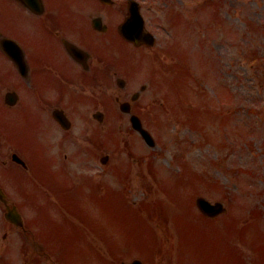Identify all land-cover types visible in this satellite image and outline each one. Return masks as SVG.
Instances as JSON below:
<instances>
[{
    "label": "rangeland",
    "instance_id": "1",
    "mask_svg": "<svg viewBox=\"0 0 264 264\" xmlns=\"http://www.w3.org/2000/svg\"><path fill=\"white\" fill-rule=\"evenodd\" d=\"M258 4L256 5L254 0H249L248 7L257 12H264L262 3L259 1ZM260 15L263 16L262 19L264 20V13ZM199 17L201 16L199 15ZM191 23L195 22L191 20ZM238 26L243 27L241 24ZM203 28L204 25L195 28L194 35L190 38L183 36L182 49H187L188 46H191L201 36L198 33ZM166 36V42H169L170 47H172L173 37L168 34ZM260 37L257 36V44ZM249 38L250 36L247 32L244 40L241 41L244 48L246 47L245 41ZM181 58H183V61L186 57L181 55ZM161 61L164 62L162 63L163 69L165 66L173 65L174 63L170 56L166 58L161 57ZM228 62L229 59L225 58L223 65L227 70L229 69ZM185 63L187 64V62ZM238 75H241L243 79L242 83L244 87L239 88V95L243 97L245 105L241 107V111L236 118H239L242 122L243 130L237 137H235L234 133L228 134V140L234 145V148H231L229 151L225 149L219 152L213 150L207 151L205 150L208 148L206 141L210 143L214 141L220 142V129L223 130L227 127L226 125L234 127L235 118L225 109L207 110L200 108L195 111L193 116V126L196 129L194 133L190 132L188 128L180 126V122L175 115L177 109L181 106L180 104L176 105L179 93L175 90L176 86L170 83L173 78V75L171 76L170 74L165 76L166 79L162 84L161 91L151 93L147 90L148 92L145 95L148 101H144V106L147 104L144 117L148 120V127L153 130L157 143L156 149H150L145 146V152H142L143 143L140 139L136 145L133 135L130 133L126 134L125 131H122L124 138L120 137L121 144L113 148L118 141V135L121 136V132L118 135L116 132L115 135L117 137L114 144H111V133H101L100 137H98L99 146L111 147L112 160L129 161L130 167L126 171L129 178L144 182V199L148 200L147 202L150 205L152 203L149 200L161 201L167 205L170 204V206L159 204L158 212L154 215L161 217L165 209L169 214H175L176 218L180 220L178 226L182 232L174 227L173 221L163 224L158 218L152 217L153 226H147L148 235L145 239V224L140 223L139 220L133 224L134 218L131 217L129 220L130 212L125 213L122 217L118 215L112 216L111 212H107L105 215H98L97 205L92 199L87 197L86 210L89 211L91 218H96L97 227L92 225L87 226L79 237L73 236L72 233H67V243L73 244L71 246L72 249L80 247L87 251L85 254H72L69 258L70 264H91L92 261L102 259L101 255L92 252L91 247L88 249L75 244H111V240L116 244L119 237L124 242L131 239V245L138 247L135 252H139L140 254L144 253L145 248L148 247L147 244H165L164 251H159V253H163L160 255L163 260L157 261V264H220L221 244L224 241L232 243L234 235L242 239H244V235L251 241L256 239V234H251L248 230L240 232L237 229H232L231 225H228V232L226 233H223L224 229L209 225H207L208 229H204V223L197 219V215L194 216L195 218H189L191 222L189 226L188 221L185 220L186 216L182 217V219L178 217L180 214H188L189 203L185 204V199L189 198L192 187H195L196 193L199 192L201 195H208L212 198L217 197L216 191L204 189V185H198L197 188V181H201L202 183L206 180V176L214 180L218 177L217 180L222 186H225L224 189L226 190L225 193L221 194L222 196L231 198L232 194L235 195V192L239 191V189L234 185H238L240 188L246 187L245 190L247 192H243L244 190H242L240 191V195L245 193L251 194L252 201L264 214V126L260 123L258 115L248 111V107L252 106V101L254 103L261 102L264 90H260L258 85L255 86L251 81L246 80V77L249 76L246 70L240 69ZM1 78L3 77L0 75ZM3 91L4 89H0V96ZM187 95L188 89L185 88L182 96L187 99ZM246 97L249 100L246 101ZM185 106H188L186 100ZM106 125L104 123L105 127ZM187 125L189 128L192 125L190 118ZM7 127L14 131L12 121H7ZM100 129H102V126ZM31 136L35 140V135ZM193 138L197 139L198 143L191 145L190 143ZM128 139L130 140V149ZM9 145L10 142L5 137L1 147L7 150L10 149L7 147ZM136 146L138 148V157H134L135 154H132L134 150L136 151ZM79 150L85 152L87 150L86 144L79 147ZM126 150H128V153ZM9 152L3 153L5 156H2V158L10 157L11 152ZM55 152L56 149L43 146L37 152H34V154L42 156L44 159H49ZM172 165L173 167H170ZM239 170H243V172H238ZM114 172L121 175L124 174L126 181L129 182L123 166L115 167ZM24 185L25 190L30 191V179L25 180ZM134 195L131 201L133 200V203L139 206L140 202L144 200H138V196ZM147 218H149V215H147ZM25 219L27 221L28 217H25ZM153 230L159 236L158 238L149 235V232ZM42 233L43 231L41 230ZM5 234H7L6 238H4ZM25 237L20 231L10 226L0 212V247L8 245L12 248V256L21 257L22 250L20 244H26L24 242ZM215 238L218 239L219 244H216ZM101 240L103 241L102 243H100ZM114 244H111V249L115 251ZM230 250L234 253V244H230ZM154 251L155 248L153 247L152 249H148L150 255H153ZM168 252L169 258L172 260L164 258V255ZM227 259L226 257L224 264H237L234 258H231L229 261Z\"/></svg>",
    "mask_w": 264,
    "mask_h": 264
},
{
    "label": "flooded vegetation",
    "instance_id": "2",
    "mask_svg": "<svg viewBox=\"0 0 264 264\" xmlns=\"http://www.w3.org/2000/svg\"><path fill=\"white\" fill-rule=\"evenodd\" d=\"M20 1L0 0V40L1 37H9L19 41L25 48L29 64L16 66L2 48L0 58L3 67L11 69L14 74L17 90L21 91L23 83L29 87L27 95L30 112L24 111L20 115L29 118L33 130L43 133L47 142L53 140L58 143L56 152L49 159H43V162L29 169L28 205L34 214L76 213L77 228H80L84 215L83 203H86L87 197L96 205H99V191L103 196L111 198V169L108 177L100 176L95 144L98 140L97 125L86 128L91 131L92 144L85 153L81 150L72 153V159L69 160L64 153L65 147L68 142L74 143L75 133L82 132L83 120L95 115L90 110L100 105V85L109 89L111 97V93L115 94L111 92L113 83L122 86L117 78H124L125 87L122 86L124 89L118 91L119 97L116 98L120 101V98L127 95V86L132 81L133 72L127 56L116 53L112 48L111 41L117 31L113 30L111 24V1L109 5L98 0L78 1L76 16L72 13L74 5L69 2L42 0L41 3H35L32 0L27 6ZM74 19L78 22H74ZM95 22L100 24L101 31L94 28ZM62 35L66 37L61 38ZM75 35L77 39H73ZM68 36L78 46L80 40L84 46L89 47L90 55L79 53L77 57H72L67 49ZM101 40L106 41L108 47L107 64L102 68L99 55ZM250 67L264 71V65ZM83 108L88 111L84 112ZM56 110H63L70 119L69 131H64L53 119ZM108 116L111 120V106ZM43 121L45 123H41ZM72 245L64 244L61 256L51 257L45 256L48 254L44 251L47 244H31L35 254L37 247L42 249L38 250L42 257L31 256L30 264H70L72 254L87 253L80 247L72 249ZM75 245L88 249L94 246ZM0 264L11 263L0 260ZM91 264H100V260L92 261Z\"/></svg>",
    "mask_w": 264,
    "mask_h": 264
},
{
    "label": "water",
    "instance_id": "3",
    "mask_svg": "<svg viewBox=\"0 0 264 264\" xmlns=\"http://www.w3.org/2000/svg\"><path fill=\"white\" fill-rule=\"evenodd\" d=\"M198 204H199L200 208H201L203 211H206V210H207V208H208V204H207L204 200L200 199V200L198 201Z\"/></svg>",
    "mask_w": 264,
    "mask_h": 264
}]
</instances>
